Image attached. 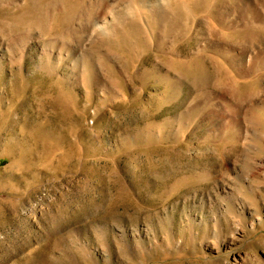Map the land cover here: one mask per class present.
<instances>
[{"label":"rangeland","instance_id":"obj_1","mask_svg":"<svg viewBox=\"0 0 264 264\" xmlns=\"http://www.w3.org/2000/svg\"><path fill=\"white\" fill-rule=\"evenodd\" d=\"M0 264H264V0H0Z\"/></svg>","mask_w":264,"mask_h":264},{"label":"bare ground","instance_id":"obj_2","mask_svg":"<svg viewBox=\"0 0 264 264\" xmlns=\"http://www.w3.org/2000/svg\"><path fill=\"white\" fill-rule=\"evenodd\" d=\"M30 13H31V12H30ZM32 17H33V16H32ZM65 17H66V16H63V18H62V21H63V22L60 21V22H61L60 24H61V32H62V33H63V31H64V30H62V28H64V29H66V28H67V29H70V27H68V25L63 26V24L66 23V21H64V18H65ZM60 19H61V17H60ZM65 27H66V28H65Z\"/></svg>","mask_w":264,"mask_h":264}]
</instances>
